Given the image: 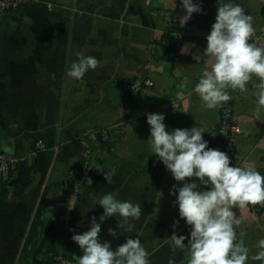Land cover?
Masks as SVG:
<instances>
[{"label":"crops","instance_id":"crops-1","mask_svg":"<svg viewBox=\"0 0 264 264\" xmlns=\"http://www.w3.org/2000/svg\"><path fill=\"white\" fill-rule=\"evenodd\" d=\"M200 2L203 14L194 13L184 26L179 0L174 10L169 0H40L0 15V152L19 160L10 178L0 182V264H47L56 254L77 260L82 251L71 239L73 231H87L93 216L99 222L103 208L95 202L109 192L140 203L142 215L130 221L131 233L120 227L119 215L109 217L101 224V241L115 249L134 235L151 264H186V253L172 249L171 225L179 219L175 232L186 237L190 226L169 195L178 182L149 155L146 113H163L168 130L198 125L205 140L219 122L222 105L208 109L194 92L211 63L203 50L217 0ZM232 2L252 16V39L264 46V0ZM168 20L181 27L173 54L159 43ZM183 47L188 51L181 52ZM79 52L95 56L100 66L77 81L67 72ZM135 76L151 79L153 86L129 98L125 86ZM257 82L253 76L233 99L240 130L233 162L254 163L264 174V109L257 111ZM105 128L112 131L113 151L86 144L87 133ZM38 139L44 150L34 147ZM113 170L106 182L104 173ZM74 202L69 211L67 204ZM233 211L242 221L236 231L249 248L247 264H264L251 259L264 238V203ZM109 228L117 230L115 238Z\"/></svg>","mask_w":264,"mask_h":264},{"label":"clouds","instance_id":"clouds-1","mask_svg":"<svg viewBox=\"0 0 264 264\" xmlns=\"http://www.w3.org/2000/svg\"><path fill=\"white\" fill-rule=\"evenodd\" d=\"M169 2L174 10L176 0ZM179 5L182 26L194 13L203 14L200 0H179ZM254 35L253 18L245 8L232 0H217L215 20L203 50L211 63L201 71L194 87L206 108L215 109L230 100L228 89L246 91L255 76L258 82L254 87L260 89L257 111L264 109V46L253 41ZM183 48L181 52L188 51ZM99 66L95 56L79 52L67 75L79 81ZM165 118L163 113H146L150 126L149 155L154 154L178 182L172 185L169 195L175 197L173 204L179 218L190 226L188 237L177 235L175 229L180 221H173L172 249L186 253V264H247L249 248L237 236L236 228L242 221L233 209L264 203V174L254 163L236 166L226 152L209 147L200 126L168 130ZM114 175L115 170L106 171L105 181L110 183ZM88 180L91 185V179ZM96 204L103 208L99 222L93 216L87 231H73L71 237L82 251L77 264H151L148 251L136 236H126L125 242L115 249L110 241H101L99 237L101 224L117 215L123 220L120 227L133 232L135 225L130 221L141 217V204L121 201L112 192L97 199ZM67 208H76L75 202L71 207L67 204ZM108 234L115 238L117 230L109 228ZM251 259L264 262V238L258 241L257 252Z\"/></svg>","mask_w":264,"mask_h":264},{"label":"built area","instance_id":"built-area-1","mask_svg":"<svg viewBox=\"0 0 264 264\" xmlns=\"http://www.w3.org/2000/svg\"><path fill=\"white\" fill-rule=\"evenodd\" d=\"M38 2H40V0H0V15L13 14L20 9L32 6ZM170 21L171 20H168V23ZM151 86H153V81L149 78L141 76L131 77L126 83L124 93L125 96L134 98L141 94L145 88ZM229 90L234 93L233 90ZM232 116H234L233 107L228 100L221 106L218 129L216 136H213L212 146L213 148H219L221 151L226 152L230 157L231 163L234 164L235 138L240 130L236 123L233 124L231 122ZM85 142L92 148L103 149L105 151H113L116 147L112 131L107 128L95 129L87 133ZM34 147L37 150H44L46 148L41 139L34 142ZM18 162L19 160L17 157L6 152H0V182H5L10 178ZM79 183L80 180H76L75 186L77 187ZM259 205L260 204H249L253 209L257 208ZM47 264H77V260L64 254H56L50 257Z\"/></svg>","mask_w":264,"mask_h":264},{"label":"trees","instance_id":"trees-1","mask_svg":"<svg viewBox=\"0 0 264 264\" xmlns=\"http://www.w3.org/2000/svg\"><path fill=\"white\" fill-rule=\"evenodd\" d=\"M180 30L181 27L180 25L174 21L171 20L168 24H167V30L164 33L162 40L159 42L161 44L162 50L166 51L167 53H175L178 49V45H179V39H180ZM229 95L231 96V99L229 100L230 104L233 105V99L235 94H237L240 90H235L234 93L231 92L229 89L227 90ZM231 122L234 124L235 119L234 116H232L231 118ZM217 129H218V124L217 126L210 132V134L208 135V146L212 147V142H213V136H216L217 133ZM78 177V176H76ZM69 182L71 183V185L73 184V180H69Z\"/></svg>","mask_w":264,"mask_h":264}]
</instances>
